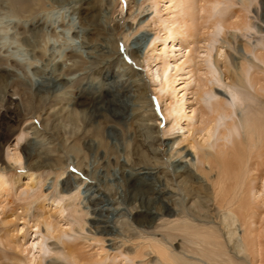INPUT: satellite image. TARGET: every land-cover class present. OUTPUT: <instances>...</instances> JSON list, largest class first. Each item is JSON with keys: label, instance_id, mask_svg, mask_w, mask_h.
Instances as JSON below:
<instances>
[{"label": "rangeland", "instance_id": "1", "mask_svg": "<svg viewBox=\"0 0 264 264\" xmlns=\"http://www.w3.org/2000/svg\"><path fill=\"white\" fill-rule=\"evenodd\" d=\"M241 4L252 28L218 36L226 57L217 70L225 84L237 79L243 62L262 67L253 54L264 50V0L229 6ZM159 8L153 0H0V180L7 190L0 193V264H27L21 251L39 233L44 245L34 264H153L147 237L183 253L180 234H163L179 210L213 221L215 210L205 217L184 200L187 190L196 199L198 178H216L206 161L213 140L204 143L197 124L184 135L165 131L163 106L145 71L144 58L160 36L152 19ZM178 50L183 55L186 48ZM244 81L236 84L244 101L235 105L238 129L227 151L250 165L246 178L255 190L264 176V144L245 148V132L248 114L264 107V96ZM214 88L232 98L226 88ZM196 91L191 88L190 103ZM15 153L20 163L11 159ZM27 172L42 180L31 195L19 189ZM56 199L66 206L61 224L68 230L50 236L42 221ZM248 205L256 236L246 264H264V206L253 196ZM131 229L143 236H129ZM129 250L134 254L127 257Z\"/></svg>", "mask_w": 264, "mask_h": 264}, {"label": "bare ground", "instance_id": "2", "mask_svg": "<svg viewBox=\"0 0 264 264\" xmlns=\"http://www.w3.org/2000/svg\"><path fill=\"white\" fill-rule=\"evenodd\" d=\"M256 1L250 0L251 4ZM153 4L163 8L155 11L152 18L160 36L158 41L151 43L143 62L156 98L163 106V117L168 125L165 131H181V135H184L182 131L185 127L197 124L199 132L203 134L204 143L213 140V151L206 152V161L209 164L207 171H215L216 178L209 180L206 176L208 182L196 179L199 194L193 199L191 191L187 190V198L184 199L192 202L190 207L204 213L205 217L210 210H215L213 221L190 218L186 211L179 210L176 213L177 218L169 222L168 231L163 234L169 237L176 235L173 233L180 234L185 243L181 242L178 247L183 253L179 255L172 252L160 238L147 237V254L155 255L153 264H246L245 255L252 250V238L256 236V230L250 228L254 221L251 223L249 199L253 196L256 202H262L264 206V176L260 180L261 186L252 190L246 178V167L250 170V165L247 163L244 166L238 151H227V144L233 143L232 135L238 129L235 125V105L244 101L236 88L238 79L243 76L246 80L243 84L248 83L249 88H256V92H261L264 96V50L260 49L261 51L253 54L254 59L263 68L246 66L243 62L237 79L232 78L225 84L223 80L227 79L222 80L217 70L218 60H224L226 57L225 50L217 48L218 36L225 35L226 31L247 33L252 28L253 24L245 5L241 4L234 10L229 5L234 6L235 0H153ZM180 46L186 48L183 55L177 54ZM252 68L258 73H253ZM219 85L230 91V100L221 97L218 94L221 92H215L214 87ZM193 87L197 90L196 98L194 103H190L189 95L192 94L190 91ZM251 112L247 117L249 125L246 123L245 148L254 150L264 144V107ZM185 139L187 137H180L182 141ZM219 139L225 141L218 143ZM191 147L194 149L193 145ZM138 148L137 154L148 156L145 151H141L143 148ZM11 159L15 163L21 162V157L16 153ZM24 180L19 181L22 183L19 189L25 195H31L42 186V180L35 172L24 174ZM165 183L170 185L167 180ZM6 191L5 183L0 180V193ZM63 203L61 199H56L48 204V215L42 223L46 234L50 236L64 235L68 230L67 226L61 224L67 210ZM177 204L175 203V206ZM236 223L242 228L239 235ZM39 225L34 224L36 230ZM125 227L123 226V230ZM131 231L134 233L129 236H143L135 229ZM43 245L44 238L40 233L37 238L27 243L26 248L21 251L29 255L25 261L27 264H34L35 260H38ZM184 252L196 256L197 259L185 255ZM129 254H134V251L129 250L125 255L129 257ZM13 260L22 262L18 256ZM92 262L89 261V264Z\"/></svg>", "mask_w": 264, "mask_h": 264}, {"label": "clouds", "instance_id": "3", "mask_svg": "<svg viewBox=\"0 0 264 264\" xmlns=\"http://www.w3.org/2000/svg\"><path fill=\"white\" fill-rule=\"evenodd\" d=\"M12 31H13V30H12L11 28H9V29L7 30V33H8V34H11ZM0 34H4V33H0Z\"/></svg>", "mask_w": 264, "mask_h": 264}]
</instances>
